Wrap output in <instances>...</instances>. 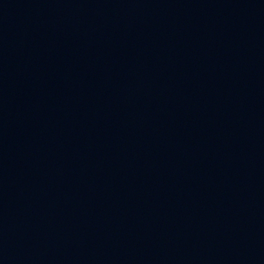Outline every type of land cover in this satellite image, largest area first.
I'll return each mask as SVG.
<instances>
[{
	"label": "water",
	"instance_id": "1",
	"mask_svg": "<svg viewBox=\"0 0 264 264\" xmlns=\"http://www.w3.org/2000/svg\"><path fill=\"white\" fill-rule=\"evenodd\" d=\"M0 264H264V0H0Z\"/></svg>",
	"mask_w": 264,
	"mask_h": 264
}]
</instances>
